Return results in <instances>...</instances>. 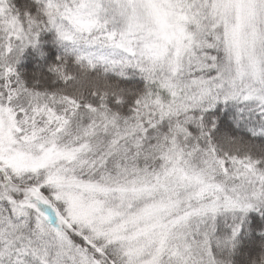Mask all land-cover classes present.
I'll return each mask as SVG.
<instances>
[{
  "label": "snow or ice",
  "instance_id": "6c2138e0",
  "mask_svg": "<svg viewBox=\"0 0 264 264\" xmlns=\"http://www.w3.org/2000/svg\"><path fill=\"white\" fill-rule=\"evenodd\" d=\"M0 264H264V0H0Z\"/></svg>",
  "mask_w": 264,
  "mask_h": 264
}]
</instances>
